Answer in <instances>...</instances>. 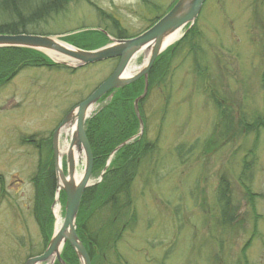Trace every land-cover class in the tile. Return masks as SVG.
I'll use <instances>...</instances> for the list:
<instances>
[{"label": "rangeland", "instance_id": "1", "mask_svg": "<svg viewBox=\"0 0 264 264\" xmlns=\"http://www.w3.org/2000/svg\"><path fill=\"white\" fill-rule=\"evenodd\" d=\"M151 1L160 5L157 11L140 0H71L35 28L53 36L82 28L110 33V20L100 10L132 35L174 0ZM196 25L202 51L180 48L165 81L149 91L141 111L139 103L138 113L134 109L138 129L125 142L145 139L154 147L136 168L128 201L116 202L127 210L119 224L126 227L105 253L93 252V264H264V0H206ZM143 58L140 53L133 63L139 66ZM111 69L103 62L74 72L27 68L0 88V264H24L43 251L32 179L44 150L53 158V132L65 113ZM65 140L69 135L62 130L59 149ZM115 153L102 167L92 166L87 188H98ZM221 180L232 219L217 200ZM246 188L254 195L251 202ZM55 198L54 192L52 231L64 213V202L58 205Z\"/></svg>", "mask_w": 264, "mask_h": 264}, {"label": "trees", "instance_id": "2", "mask_svg": "<svg viewBox=\"0 0 264 264\" xmlns=\"http://www.w3.org/2000/svg\"><path fill=\"white\" fill-rule=\"evenodd\" d=\"M70 1L40 0V3L29 6L27 0H0V34L32 33L46 35L47 33L37 30L35 26L39 27V22L46 21L47 16L63 10L60 8ZM140 1L144 5L151 7L153 11H157L160 8V5L154 4L151 0ZM175 2L176 0L168 6L167 10ZM165 12L152 18L148 27ZM97 13L100 16L104 15L102 17L110 20V33L94 28H82L77 29L75 33L71 32L72 34H67L63 37V40L77 48L91 50L106 44L108 42L107 34L114 38H128L144 30L130 35L117 19L100 10H97ZM46 23L44 22V24ZM199 35L195 22L182 38L169 46L155 59L148 73L147 93L139 101L140 111L141 104H143L149 91L158 84L163 83L167 78L169 65L172 59L177 56L180 48L188 47V53L195 51V54L202 51V46L198 41ZM117 62L118 58H114L103 63L105 65H112L111 70H113ZM27 68L61 69L69 72L77 70L55 63L46 55L36 50L0 48V88L4 87L19 72ZM143 87L144 80L140 78L127 86L109 91L100 101H103L112 94L110 100L98 108L85 122V134L93 158V170L102 167L111 152L136 133L139 121L134 113L133 102L141 95ZM28 142L30 144L34 143L31 140ZM40 142L37 146L42 144ZM153 147L154 144L146 142L145 139H135L133 142L121 147L115 153L114 166L104 174L103 181L98 188L90 187L84 190L75 224L77 235L89 254L90 259L93 256V252L105 253L104 249L109 244H112L113 241L120 238L121 231L126 227L127 223L123 222L120 227L119 224L121 223V219L127 215V210H124L122 208L123 205L119 206L116 202L119 197L122 199V203L128 201L127 198L129 197L133 175H135L141 161L150 155ZM49 150L48 148L44 150V160L39 162L38 173L32 179L34 180L35 188L33 214L44 239L43 250L51 236L53 219L50 213V203L56 186L53 158L49 154ZM245 192H247L250 202L252 199L254 200V195L252 196L247 188ZM61 199L64 202L63 193H61ZM217 200L224 216L232 219V216L227 215L229 199L227 184H225L224 180L220 181L219 188L217 189ZM121 210H123V213ZM129 212V222L133 223L136 218L135 214L131 210ZM61 258L65 264H79L74 251L68 243H65L63 247ZM92 261L91 259V264H93ZM54 264L60 263L56 261Z\"/></svg>", "mask_w": 264, "mask_h": 264}, {"label": "water", "instance_id": "3", "mask_svg": "<svg viewBox=\"0 0 264 264\" xmlns=\"http://www.w3.org/2000/svg\"><path fill=\"white\" fill-rule=\"evenodd\" d=\"M205 0H177L171 9L160 17L153 25L137 36L125 39L110 38V43L94 50L76 48L60 40V36L39 34H0V48H26L44 53L53 59L47 52H51L63 61H55L74 68L118 58V63L111 74L104 79L84 100L75 105L61 120L53 132L52 147L56 174V200L62 191L65 195L64 215L58 228H55L42 254L28 258L24 264H40L50 261L53 264L58 260L61 264L60 253L65 243L74 251L80 264H91L90 257L80 241L75 226V219L79 209L81 196L90 186L92 171V154L87 141L84 125L98 100L113 89L124 87L139 78L144 80L142 94L134 100V109L138 113V101L147 91V77L156 57L170 44L168 35L182 31L187 25L191 27L196 20ZM183 34V33H182ZM180 34V36L182 35ZM167 40V41H165ZM148 52L146 62L132 75H126L131 61L141 52ZM74 123V130L69 137V146L65 152L66 174L59 161L58 137L63 127ZM123 142L115 150L127 144ZM73 148L77 156L83 157L82 175L78 181L74 180L76 166ZM83 155V156H81Z\"/></svg>", "mask_w": 264, "mask_h": 264}, {"label": "bare ground", "instance_id": "4", "mask_svg": "<svg viewBox=\"0 0 264 264\" xmlns=\"http://www.w3.org/2000/svg\"><path fill=\"white\" fill-rule=\"evenodd\" d=\"M179 35H180V32H177V33H174V34H171V35H168V38H167V40H165V41H167V43L166 44H170V43H172V42H174L178 37H179ZM54 60H56V61H63L64 59L63 58H61V57H57V56H55V55H53L51 52H47ZM143 55H144V58H143V64L146 62V59H147V57H148V52H141ZM139 55V54H138ZM137 57V56H136ZM135 57V58H136ZM134 58V59H135ZM141 63V64H142ZM140 66V65H139ZM139 66L138 65H135L134 63H133V60H132V62L130 63V65L128 66V68H127V70H126V75H131V74H133V73H135L138 69H139ZM94 109V108H93ZM92 109V110H93ZM74 127H75V125H74V123H72V124H70V125H68L67 127H64L63 128V130L65 131V133L67 134V135H70L71 134V132L74 130ZM68 146H69V143H68V141L67 140H65L64 141V144H63V146H60V157H59V161H60V163H61V157H62V155L67 151V149H68ZM73 154H74V157H75V160L76 161H78V156H77V152H76V149L75 148H73ZM79 160H80V158H79ZM77 171V170H76ZM81 175H82V171L81 172H76V174H75V176H74V180L75 181H78L79 180V178L81 177ZM91 181L93 182V180L91 179ZM58 210V205L57 206H55V211H57ZM61 222H62V219H61V216H59V215H57V221H56V228H58L59 226H60V224H61Z\"/></svg>", "mask_w": 264, "mask_h": 264}, {"label": "flooded vegetation", "instance_id": "5", "mask_svg": "<svg viewBox=\"0 0 264 264\" xmlns=\"http://www.w3.org/2000/svg\"><path fill=\"white\" fill-rule=\"evenodd\" d=\"M2 180L1 176H0V181Z\"/></svg>", "mask_w": 264, "mask_h": 264}]
</instances>
